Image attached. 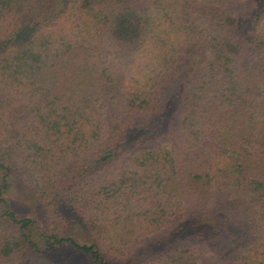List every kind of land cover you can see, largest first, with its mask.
Here are the masks:
<instances>
[{
	"label": "trees",
	"instance_id": "obj_1",
	"mask_svg": "<svg viewBox=\"0 0 264 264\" xmlns=\"http://www.w3.org/2000/svg\"><path fill=\"white\" fill-rule=\"evenodd\" d=\"M82 261L264 264V0H0V264Z\"/></svg>",
	"mask_w": 264,
	"mask_h": 264
},
{
	"label": "rangeland",
	"instance_id": "obj_2",
	"mask_svg": "<svg viewBox=\"0 0 264 264\" xmlns=\"http://www.w3.org/2000/svg\"><path fill=\"white\" fill-rule=\"evenodd\" d=\"M18 186L13 185L8 191L7 194L12 198V202L15 205V208L18 210V212L21 214H27L30 212V207L27 202V200H24L25 196L22 194L21 191H19ZM82 231L80 230L77 232L80 236H82ZM79 258V257H78ZM80 264H91L88 261H82Z\"/></svg>",
	"mask_w": 264,
	"mask_h": 264
}]
</instances>
